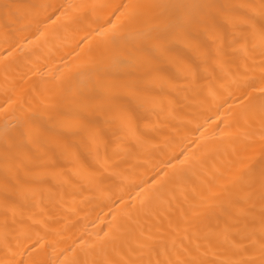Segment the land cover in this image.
<instances>
[{"label":"bare ground","instance_id":"6f19581e","mask_svg":"<svg viewBox=\"0 0 264 264\" xmlns=\"http://www.w3.org/2000/svg\"><path fill=\"white\" fill-rule=\"evenodd\" d=\"M0 264H264V0H0Z\"/></svg>","mask_w":264,"mask_h":264}]
</instances>
